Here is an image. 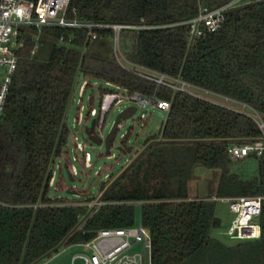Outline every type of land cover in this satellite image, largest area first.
Masks as SVG:
<instances>
[{
	"label": "trees",
	"instance_id": "trees-1",
	"mask_svg": "<svg viewBox=\"0 0 264 264\" xmlns=\"http://www.w3.org/2000/svg\"><path fill=\"white\" fill-rule=\"evenodd\" d=\"M230 1L70 0L69 8L80 21L140 27L120 33L123 44L129 39L127 61L243 105L264 127V0L228 10L214 33L190 38L181 25L201 6ZM61 35L70 39L66 45L58 44ZM112 35L99 30L90 42L82 30H22L0 121V264H33L61 243H85L97 230L132 226L134 208L125 203L135 201L144 202L140 220L150 234L151 264H264V200L260 237L233 246L210 235L218 223L214 202L187 197L196 167L220 171L217 198L264 197V155L243 159L258 160L248 174L233 173L228 155L230 146L262 140L264 130L249 115L157 88L122 68L108 56ZM97 43L104 55L88 52ZM80 78L171 104L159 135L103 189V205L92 212L51 199L48 187L52 162L68 140L66 112Z\"/></svg>",
	"mask_w": 264,
	"mask_h": 264
},
{
	"label": "built area",
	"instance_id": "built-area-1",
	"mask_svg": "<svg viewBox=\"0 0 264 264\" xmlns=\"http://www.w3.org/2000/svg\"><path fill=\"white\" fill-rule=\"evenodd\" d=\"M250 2L252 1L231 0L229 3L215 9L201 6L195 17L182 22L181 25L187 27L190 38L200 37L204 33H214L222 27L225 21V13L228 10ZM69 4L70 0H0V121L4 113L12 77L17 66L16 52L23 45L22 30L27 28H35L39 31L43 28L82 30L85 32L87 40L93 42L98 38L99 30L111 29L113 32L110 39L112 51L115 57L119 58L121 57L119 41L121 31L124 29L140 28L80 21L74 17L75 9H70ZM69 41L70 39L67 41L65 36L61 35L58 39V44L66 45ZM123 61L127 63L124 59ZM131 65L134 69L131 72L134 75L154 83L157 88L165 87L174 92L193 95L190 93V90L194 87L180 78H171L139 65ZM91 86L93 85L88 82L87 78H80V81L78 80L75 90L77 89L80 100L77 103H80L86 89ZM103 88L105 92L99 96L98 109L91 108L87 117L78 113L75 120V124L79 126H83L85 120L91 119L94 121L93 135L102 141L104 139L100 133L103 130L106 116L112 107L127 103L129 104L127 108H135V113L140 109L143 111L147 109L148 111L149 107L166 113L170 110V102L158 99L156 96H146L135 91L129 92L125 88L111 83H104ZM88 99L92 103L91 97ZM144 119H146V114H141L138 121ZM120 126L121 124L119 123L117 128ZM143 126L141 124V128ZM258 126L261 130H264L262 124H258ZM89 128L90 126H83L84 134L87 140L91 142L86 135V130ZM70 138L73 145L70 151L72 162L79 163L83 170L90 169L91 156L85 151L87 144L79 143L76 134L71 136L69 132L68 141ZM124 138L125 136H122V139ZM68 141L65 148H67ZM67 155L68 153H65L64 156L67 157ZM228 155L234 161L243 160L249 155H254L257 158L262 157L264 155V133L262 140L230 146L228 148ZM62 157L63 154L60 153L52 162L48 187L53 188L54 186V171L52 170L54 161ZM129 162V159L126 160L125 165L129 164ZM64 167L74 180L78 175L76 167L72 163H69L67 158ZM55 169L60 171L61 166L56 165ZM95 176L99 177L100 172H96ZM103 179L109 180L110 177L106 174L103 176ZM96 181L98 183V180ZM215 200L226 202L230 214L234 216L226 232L229 239L242 241L256 240L260 237L259 217L264 197L238 196ZM102 205L101 199H97L89 205L91 208L89 211H97ZM138 209L139 223L137 226L100 229L95 231L94 237L90 241L67 247L79 246L82 248L80 252L72 257L71 264H74L75 261H80L81 264H151V238L148 230L141 224L140 205H138ZM81 226H79V229H81ZM137 244L140 245V251L132 252L133 247Z\"/></svg>",
	"mask_w": 264,
	"mask_h": 264
},
{
	"label": "rangeland",
	"instance_id": "rangeland-1",
	"mask_svg": "<svg viewBox=\"0 0 264 264\" xmlns=\"http://www.w3.org/2000/svg\"><path fill=\"white\" fill-rule=\"evenodd\" d=\"M119 41L122 58L115 57V55L112 54L113 51L108 56L111 58L112 55V58L119 66L122 68L124 67V69H127L129 72H131L134 70L131 65L132 63L127 61L125 56L126 51L123 50L124 46H128L129 39L126 40L124 44L122 43L121 38ZM108 43L109 46L112 47L110 41H108ZM101 47L102 46H100L98 43L91 44L88 48V52L92 54H98L99 52L102 53ZM123 59L127 61V63L124 62ZM87 79L88 82H90L93 86L86 89L80 103H77V101L80 100L77 89L74 90L71 101L67 107L66 123L70 135L72 136L73 134H76L77 141L79 143L87 144L85 151L91 156V168L83 170L79 163L72 162V154L70 151L73 145L71 138L69 141L67 140V148L64 147V149L61 151L63 157L55 159L54 165L52 167V170L54 171V186L53 188L49 187V197L53 200L58 199L65 205L83 206L89 210L91 209L89 205L94 203L95 200L101 199L104 194L103 189H106L107 186H109L126 169L128 164L125 165V161L129 159L131 162L132 159L136 158V156L146 148L144 147V144L148 139L156 138L159 135L161 125L166 120L167 113L149 107L148 111L147 109L144 111L140 109L133 117L127 120H122L120 122L121 126L117 128L113 136L109 153L106 154L104 144H93L87 140L84 134L83 126L89 127L92 122L91 119L85 120L83 126L75 124L78 113H81L84 117H87L91 108L98 109L99 106V96L102 94L101 86L103 87L104 83L95 79ZM190 93L211 103L249 115L259 125L262 124L259 116L243 105L237 104L226 98L214 95L195 87L190 90ZM89 97H91L92 103H90L88 99ZM128 106L129 104L123 103L117 107L111 108L106 116L103 130L100 133L103 139H105V137L108 135L118 114ZM141 114H146V119L138 121ZM141 124L144 125L143 128H141ZM122 136H125L124 140L122 139ZM119 146H121L125 154L118 150ZM65 153H68L67 157L64 156ZM66 158L68 159L69 163H72V165L76 167L78 173L73 181L69 180L67 170L64 167ZM249 160L250 161L232 160L234 163V166L232 167L233 173H252L254 169L257 168L258 160L256 158H251ZM56 165L61 166L60 171L55 169ZM98 171L100 172V176L96 177L95 173ZM106 174L109 175V180L103 179V176ZM219 177V170H211L202 167H199V169L194 168L192 170V178L187 183V197L190 201L204 200L214 202V215L217 218L218 223H216L215 227L211 228L210 235L212 238H215L225 245L234 246L238 243L246 242V240H231L226 235V232L234 216L230 214L228 204L226 202L215 200L220 199L216 196ZM96 180H98V183L91 190V195L88 196L89 190L91 189L92 185L97 182ZM73 191L77 192L79 196L73 195ZM143 203L144 202L142 201L125 203V205H132L134 208V222L132 226H137L139 223L138 205L141 207ZM64 248L66 249L63 250ZM81 250L82 248L79 246H74L71 248L62 246L38 264H71L72 257ZM135 251H140V245L137 244L133 247L132 252ZM74 264H81V262L75 261Z\"/></svg>",
	"mask_w": 264,
	"mask_h": 264
},
{
	"label": "water",
	"instance_id": "water-1",
	"mask_svg": "<svg viewBox=\"0 0 264 264\" xmlns=\"http://www.w3.org/2000/svg\"><path fill=\"white\" fill-rule=\"evenodd\" d=\"M135 113V108L133 107H129V108H126L124 109L122 112H120L118 114V116L116 117L108 135L105 137V139L102 141L100 138L98 137H95L93 135L94 131H93V128H94V121L91 122V125H90V128L86 130V135L88 137V139L93 143V144H96V145H101V144H104V147H105V153L108 154L109 153V150H110V146H111V142H112V139H113V136L115 134V131L117 130V126L118 124L122 121V120H127L129 118H131L133 116V114ZM118 150H120L122 153H125L123 151V149L121 147H118ZM127 169V168H126ZM125 169V170H126ZM124 170V171H125ZM123 171V172H124ZM123 172L109 185V187L123 174ZM68 174V173H67ZM68 177H69V180L70 181H73L72 177L68 174ZM97 185V182H95L91 189L89 190V193H88V196L91 195V190ZM73 195H76V196H79L77 192L73 191L72 192ZM78 228V226L75 228V230ZM62 244L61 243L56 249H54L53 252H55L56 250H58L59 248L62 247ZM53 252H50L48 253L47 255H45L44 257L40 258L39 260H37L35 263L33 264H38L40 263L42 260H44L46 257H48L49 255H51Z\"/></svg>",
	"mask_w": 264,
	"mask_h": 264
},
{
	"label": "crops",
	"instance_id": "crops-1",
	"mask_svg": "<svg viewBox=\"0 0 264 264\" xmlns=\"http://www.w3.org/2000/svg\"><path fill=\"white\" fill-rule=\"evenodd\" d=\"M195 169H199V167L195 168Z\"/></svg>",
	"mask_w": 264,
	"mask_h": 264
}]
</instances>
